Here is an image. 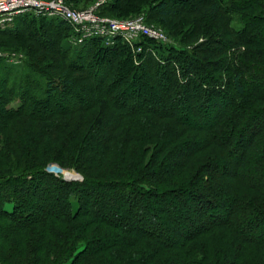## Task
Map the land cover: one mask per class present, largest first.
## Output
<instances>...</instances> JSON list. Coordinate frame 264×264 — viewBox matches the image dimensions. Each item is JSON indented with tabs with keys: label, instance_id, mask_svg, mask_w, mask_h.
I'll use <instances>...</instances> for the list:
<instances>
[{
	"label": "trees",
	"instance_id": "trees-1",
	"mask_svg": "<svg viewBox=\"0 0 264 264\" xmlns=\"http://www.w3.org/2000/svg\"><path fill=\"white\" fill-rule=\"evenodd\" d=\"M142 11L175 44L72 47L68 24L31 13L0 29L24 55L0 59V264H264V0L97 15Z\"/></svg>",
	"mask_w": 264,
	"mask_h": 264
},
{
	"label": "built area",
	"instance_id": "built-area-1",
	"mask_svg": "<svg viewBox=\"0 0 264 264\" xmlns=\"http://www.w3.org/2000/svg\"><path fill=\"white\" fill-rule=\"evenodd\" d=\"M107 1H98L88 9L78 10L67 6L65 0H0V29L11 24L16 17L31 13L35 17L58 18L68 24L73 30L68 38L72 47L81 46L92 38H100L109 46L119 38L130 47H137L135 52L139 54L142 47L136 44L143 39L162 45L172 44L162 29L147 25L144 15L132 19L98 16V8ZM0 59L17 66L23 62L24 55L0 50Z\"/></svg>",
	"mask_w": 264,
	"mask_h": 264
},
{
	"label": "rangeland",
	"instance_id": "rangeland-1",
	"mask_svg": "<svg viewBox=\"0 0 264 264\" xmlns=\"http://www.w3.org/2000/svg\"><path fill=\"white\" fill-rule=\"evenodd\" d=\"M98 1H103V0H96L93 4H90V5H88V6H83V5H79V7H81V8H86V9H88L89 7H91V6H93L95 3H97ZM83 10V9H82ZM146 13H147V11H142L141 13H140V15H137V16H141V15H146ZM137 16H135V17H137ZM135 17H133V18H135ZM109 18H111V19H118V18H115V17H109ZM127 19H132V18H127ZM161 28H160V27ZM157 28H160V29H162V30H164V32H166V30L161 26V25H159ZM156 27V26H155ZM2 40H5V39H1L0 38V42H2ZM172 42H173V44H175L174 43V41L172 40V39H170ZM199 41H201V40H199ZM3 47V46H2ZM3 52H13V53H21V54H23L22 53V51H16V50H9V49H4V48H2L1 49ZM195 74H197V71L196 70H193L192 72H191V75H194L195 76ZM255 82H258L256 79H253ZM203 89H204V87L202 88V91H203ZM192 94H195V92L193 91V92H191ZM200 94V96L202 97L203 96V92H201V93H199ZM131 100V97H128V99H126L127 100V102L128 101H130ZM124 100V99H123ZM126 100H124V101H122V102H124V104L126 103ZM127 104H129V103H127ZM193 103H192V100L190 99V100H188V102H184V105L186 106V107H189V106H191ZM18 105V101H15V102H13L12 104H10V106L11 107H15V106H17ZM160 106V105H159ZM198 109V108H197ZM193 110L195 111L196 110V108H193ZM185 116L186 117H190L191 118V114H189L188 113V110H187V112H185ZM206 120H210V118H209V116H208V114H206V113H201V116H200V122L201 123H207L206 122ZM211 121V120H210ZM53 167H52V165H48L47 166V168H46V170L48 171V172H50V173H52V174H54L55 176H60L62 179H64L65 178V176H64V174H63V172H55L53 169H52ZM59 170H61V169H59ZM62 171V170H61ZM68 172V171H67ZM71 173L72 174H74V177L73 178H65L66 179V181H72L74 178H78L79 180H78V182H80V181H82V177L79 175V174H77L76 172H73V171H71ZM64 179V180H65ZM116 211V210H115ZM116 214H118V212H115ZM117 218H119V216H117ZM195 219H197L196 217H195ZM194 219V220H195ZM201 221L199 220V218L195 221V225H198L199 223H200ZM264 233V232H263ZM255 234H258V235H261V231H260V228H258V229H255Z\"/></svg>",
	"mask_w": 264,
	"mask_h": 264
},
{
	"label": "bare ground",
	"instance_id": "bare-ground-1",
	"mask_svg": "<svg viewBox=\"0 0 264 264\" xmlns=\"http://www.w3.org/2000/svg\"><path fill=\"white\" fill-rule=\"evenodd\" d=\"M53 168V170L55 171V172H63V174H64V176H65V178L67 179V178H73L74 177V174H72L71 172H67V171H65V170H59V168L57 167V166H55V165H53L52 166ZM75 179V178H74Z\"/></svg>",
	"mask_w": 264,
	"mask_h": 264
},
{
	"label": "water",
	"instance_id": "water-1",
	"mask_svg": "<svg viewBox=\"0 0 264 264\" xmlns=\"http://www.w3.org/2000/svg\"><path fill=\"white\" fill-rule=\"evenodd\" d=\"M65 179V178H64ZM66 180V179H65ZM79 179L78 178H75V179H73L72 181H78Z\"/></svg>",
	"mask_w": 264,
	"mask_h": 264
}]
</instances>
